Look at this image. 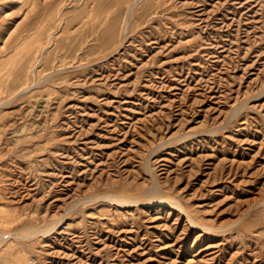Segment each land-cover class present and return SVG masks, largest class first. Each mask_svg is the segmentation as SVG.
Listing matches in <instances>:
<instances>
[{
    "label": "rangeland",
    "instance_id": "374dc122",
    "mask_svg": "<svg viewBox=\"0 0 264 264\" xmlns=\"http://www.w3.org/2000/svg\"><path fill=\"white\" fill-rule=\"evenodd\" d=\"M0 264H264V0H0Z\"/></svg>",
    "mask_w": 264,
    "mask_h": 264
},
{
    "label": "bare ground",
    "instance_id": "6f19581e",
    "mask_svg": "<svg viewBox=\"0 0 264 264\" xmlns=\"http://www.w3.org/2000/svg\"><path fill=\"white\" fill-rule=\"evenodd\" d=\"M158 201V200H157ZM61 235V234H60ZM70 236V235H69Z\"/></svg>",
    "mask_w": 264,
    "mask_h": 264
}]
</instances>
